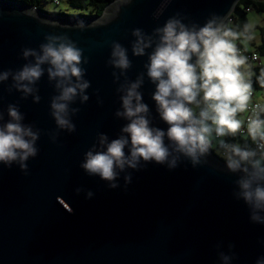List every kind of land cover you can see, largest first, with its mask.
Listing matches in <instances>:
<instances>
[{"label":"water","instance_id":"obj_1","mask_svg":"<svg viewBox=\"0 0 264 264\" xmlns=\"http://www.w3.org/2000/svg\"><path fill=\"white\" fill-rule=\"evenodd\" d=\"M239 1L170 0L154 18L162 0H115L102 15L79 18L0 0V70L19 69L27 62L22 49H38L46 34H67L88 57L83 67L90 81L89 100L72 104L79 112L72 116L71 133L57 129L50 114L56 93L46 72L37 83L38 103L31 95L22 99L15 89L9 92L11 79L0 83L5 120L7 105L18 104L24 123L40 129L39 151L27 161V174L17 164H0V264H220L214 247L220 241L225 252L228 243L235 245L232 264H255L264 255V225L252 223L247 205L233 197L237 175L226 171L213 151L210 163L195 168L184 161L171 170L154 162L129 169L126 190L123 173L121 187L111 189L79 167L97 133L115 138L126 123L114 115L120 100L112 73L119 70L107 63L111 42L128 49L127 75L134 80L147 59L132 53L134 28L151 33L177 12L187 17L185 23L203 25L213 13L228 20ZM80 22L84 30L77 27ZM153 90L145 77L141 91L155 116ZM154 122L167 127L158 118ZM57 131L53 142L50 134ZM77 187L94 196L86 199Z\"/></svg>","mask_w":264,"mask_h":264},{"label":"clouds","instance_id":"obj_2","mask_svg":"<svg viewBox=\"0 0 264 264\" xmlns=\"http://www.w3.org/2000/svg\"><path fill=\"white\" fill-rule=\"evenodd\" d=\"M169 3L162 0L154 18ZM185 19L177 12L151 33L132 30L133 55L147 57L145 71L134 80L127 75L132 67L128 49L118 41L111 42L107 63L119 70L112 73L114 82H119L116 92L120 100L114 115L126 123L115 138L97 133L79 167L111 189L121 187L123 173L126 190L132 182L129 169L139 171L154 162L171 170L184 161L195 168L210 163L208 157L215 150L224 160V169L237 175L233 197L247 205L252 223L264 225V101L252 100L253 73L237 45L239 41L246 48L254 38L255 24L250 21L234 29L215 13L203 25L185 23ZM77 27L86 28L83 22ZM45 41L38 49L23 48L27 62L16 70H0V83L11 79L9 92L15 89L22 99L31 95L38 103L37 83L46 72L56 93L50 100V114L57 129L71 133L75 131L72 116L79 112L72 104L77 99L81 104L89 100L90 81L85 79L83 67L88 57L67 34H46ZM145 77L154 85L150 97L155 116L141 91ZM256 80L264 87V69ZM98 103H102L99 97ZM7 116L5 120L0 110V164L9 168L17 164L27 174V161L39 151L40 129L24 123L18 104L7 105ZM157 118L167 127L157 126ZM58 135V131L50 134L53 142ZM75 191L85 192L86 199L94 196L90 189L77 187ZM214 247L220 264H232L237 258L233 243L227 244V252L223 241ZM255 264H264V255Z\"/></svg>","mask_w":264,"mask_h":264},{"label":"trees","instance_id":"obj_3","mask_svg":"<svg viewBox=\"0 0 264 264\" xmlns=\"http://www.w3.org/2000/svg\"><path fill=\"white\" fill-rule=\"evenodd\" d=\"M12 1H18L25 3L28 6H34L42 11H44L46 14L49 15H56V16H71V17H94V16H100L103 14L105 9L109 4L114 2L115 0H67L68 3L79 10H81L78 14H68L64 12H46L43 9V4L45 2H48L50 0H12ZM249 7L251 8V12H263L264 13V1L261 0H240L232 14L235 21L233 23H230L229 20H227L228 26L233 27L234 29L237 28V26L242 27L245 23L250 22L249 15L251 12H248L245 8ZM257 28L260 29L261 32V42L255 43L252 40L248 41L249 45H254L255 48L261 56V62L257 67L251 68L250 70L253 73L251 80H252V90H254L256 93H262L264 95V87H262L256 80V77L259 75L261 69H264V26H257ZM238 46H245L241 44L239 41H237ZM213 153L215 156L223 160L215 150H213ZM224 161V160H223Z\"/></svg>","mask_w":264,"mask_h":264},{"label":"rangeland","instance_id":"obj_4","mask_svg":"<svg viewBox=\"0 0 264 264\" xmlns=\"http://www.w3.org/2000/svg\"><path fill=\"white\" fill-rule=\"evenodd\" d=\"M43 9L46 12H64V13H68V14H78L81 12V10L72 7L67 0H61V3L55 4L53 1H48L45 2L43 4ZM115 9V7H113L111 9V11H113ZM79 18H88V17H80L77 16ZM249 19L251 22H253L255 24V28H254V38L253 41L255 43H260L261 42V32L260 29L257 28V26H264V13L263 12H251L249 15ZM248 44V43H247ZM249 45V44H248ZM250 48L254 49L255 46L254 45H249ZM258 98H260L262 101H264V96L262 93H258Z\"/></svg>","mask_w":264,"mask_h":264},{"label":"built area","instance_id":"obj_5","mask_svg":"<svg viewBox=\"0 0 264 264\" xmlns=\"http://www.w3.org/2000/svg\"><path fill=\"white\" fill-rule=\"evenodd\" d=\"M53 1L55 4H60L61 0H50ZM248 12H251V8H245ZM233 14V13H232ZM232 14L229 16L228 20L230 23H233L235 19L233 18ZM241 49V54L248 58V66L251 68L257 67L261 62L260 53L256 49H251L245 46H238ZM258 93L252 90V100L253 102L262 101L260 98L257 97ZM264 96V95H263Z\"/></svg>","mask_w":264,"mask_h":264},{"label":"crops","instance_id":"obj_6","mask_svg":"<svg viewBox=\"0 0 264 264\" xmlns=\"http://www.w3.org/2000/svg\"><path fill=\"white\" fill-rule=\"evenodd\" d=\"M261 1H264V0H261ZM247 43H248V42H247ZM248 44H249V43H248ZM248 44H247V46H246V47L250 48ZM251 49H252V48H251ZM257 97H258V95H257Z\"/></svg>","mask_w":264,"mask_h":264}]
</instances>
